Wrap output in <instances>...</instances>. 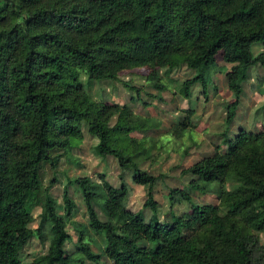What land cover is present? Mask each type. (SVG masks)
Wrapping results in <instances>:
<instances>
[{
    "label": "trees",
    "instance_id": "1",
    "mask_svg": "<svg viewBox=\"0 0 264 264\" xmlns=\"http://www.w3.org/2000/svg\"><path fill=\"white\" fill-rule=\"evenodd\" d=\"M219 55L231 66L224 76L234 97L226 129L215 153L184 172L187 189H171L172 211L161 220L159 178L141 168L152 150L146 137H132L148 132V121L131 105L96 99L91 88L124 72L148 70L153 81L186 69L192 77L181 94L192 100L200 85L208 99ZM258 65L264 69V0H0V264H264V123L230 135ZM190 125L174 133L183 137ZM85 132L98 157H114L146 189L142 210L127 208L124 175L119 187L104 176L69 181L82 195L86 224L75 222L68 186L63 205L51 193L56 178L45 188V166L55 173L62 151ZM191 191L218 202L196 203ZM183 203L190 211L176 214ZM34 238L48 250L27 263Z\"/></svg>",
    "mask_w": 264,
    "mask_h": 264
},
{
    "label": "rangeland",
    "instance_id": "2",
    "mask_svg": "<svg viewBox=\"0 0 264 264\" xmlns=\"http://www.w3.org/2000/svg\"><path fill=\"white\" fill-rule=\"evenodd\" d=\"M218 66L212 69L213 85L209 88V97L206 99L202 89L196 86L192 100L185 99L181 94L182 84L192 77V72L182 69L169 77L161 74L156 80H149L148 70L124 72L116 83L95 82L96 86L87 89L92 95L107 103H119L131 105L138 117L146 119L148 132L133 134L132 137L141 140L147 138L146 147L152 150V156L142 164V169L151 175L158 177L159 181L154 190L155 200L159 204L158 214L161 220L170 217L169 194L171 189H187L191 181L190 175L184 172L196 162L205 157L212 156L221 143V135L226 129L227 110L226 106L234 97L229 91L225 70L231 66L226 65L219 55ZM220 69H224L220 72ZM264 77V69L259 65L252 73L248 83L244 85V94L241 104L236 111L235 121L230 126V135L235 136L241 128L247 131L257 132L264 123V94L260 91V80ZM176 81V83L174 82ZM156 85H163L162 90ZM213 86L218 88L215 92ZM194 112L190 115L189 111ZM191 122L184 131L183 137H178L174 130L182 122ZM96 139L85 132L81 140L72 142L70 148L62 151V157L58 169L54 173L49 165L44 168V186L56 178L51 193L63 205V195L68 186L71 199L75 202L78 213L75 222L86 224L87 217L82 195L75 185H69L70 180L90 178L96 183L102 182V177L113 186L119 187L120 175L125 176L126 183L130 188L127 208L132 212L143 209L147 201L146 189L133 183L131 174L124 173L114 157H98L94 152ZM124 173V174H121ZM192 197L199 204H217L215 195H202L192 192ZM175 213L182 215L190 211L187 203L174 207ZM147 219L153 216L150 209L144 211ZM39 214V211L36 212ZM36 227V225H35ZM73 243L77 241V233L73 226L68 227ZM264 243V233L260 235ZM101 241L100 238H98ZM73 243L68 244V249H73ZM48 244H43L40 239L34 238L26 247L27 263H32L36 256L47 253ZM95 251L96 248H95ZM92 264V263H87Z\"/></svg>",
    "mask_w": 264,
    "mask_h": 264
}]
</instances>
